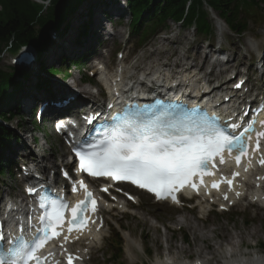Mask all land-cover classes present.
Listing matches in <instances>:
<instances>
[{
  "label": "snow or ice",
  "instance_id": "snow-or-ice-1",
  "mask_svg": "<svg viewBox=\"0 0 264 264\" xmlns=\"http://www.w3.org/2000/svg\"><path fill=\"white\" fill-rule=\"evenodd\" d=\"M193 111L196 110L187 109V106L179 103L173 105L169 102L165 105L161 100H156L152 107L147 108L126 106L112 117L98 140L74 148V155L78 158L77 171L91 177L130 181L137 187L154 192L157 199H163L161 193H171L178 185L183 186L181 181L198 177L201 172L211 175L209 165L214 168L213 158L222 157L224 152L229 155L236 152L234 159L239 165L241 157H247L248 140L252 139L249 134L254 131L252 123H248L238 134L229 135L216 127V117H207L206 114L193 117L189 114ZM261 124L264 126V121ZM63 127V124L58 125V128ZM226 127L235 132L240 126L232 123ZM261 138H264V131L256 132L253 152L260 151ZM258 162L264 164V158ZM220 163H225L223 158H220ZM237 175L233 173L234 177ZM226 182L231 188L232 181ZM78 183L86 192V198L75 206H70L63 197L49 199L46 195L39 196L38 204L42 211L38 217L39 227L31 240L17 236L7 239L8 247H5L6 238L0 236V264H59V261L52 259L53 253L40 255V252L49 241L61 236L65 223L68 233L75 230L82 234L87 228L84 214L89 211L88 202L95 201L84 182L81 180ZM191 186L196 188L195 183ZM218 186V183L212 185L217 189ZM73 191H77L76 184H73ZM102 191H107V188ZM28 192L37 194V189L31 188ZM224 198L227 199V195ZM66 209L71 212V218L67 221L62 215ZM95 210L93 207L91 212ZM54 219H59V231L53 226ZM82 221L84 224L80 227ZM91 222L96 223L94 219ZM29 227L31 229V224ZM65 243H71L69 235H63L59 247L65 256V264H73L80 257L69 254Z\"/></svg>",
  "mask_w": 264,
  "mask_h": 264
},
{
  "label": "rangeland",
  "instance_id": "rangeland-1",
  "mask_svg": "<svg viewBox=\"0 0 264 264\" xmlns=\"http://www.w3.org/2000/svg\"><path fill=\"white\" fill-rule=\"evenodd\" d=\"M86 2L87 1H85V3ZM94 2H96L95 9L97 11V15L99 19L105 21L107 18L106 16L104 17L103 14L104 10H106L105 0H94ZM84 5H82V7L78 11H75L77 13L73 12L74 15L70 16V18L72 19H70L69 22L65 23V24H70V29L67 33L68 35L65 34L63 37H61L63 35L62 34L63 32L60 31L56 35L57 37L56 39L52 37L53 34L50 35L47 39V43L45 44V46H43L41 50L38 51L35 50L36 53L32 48L29 47H24L21 49V52L19 54L31 50L32 52H34V55H36L35 57L33 56L32 58V59L36 58L35 62L33 61V63H30V65H28L26 69L27 72L29 73L30 80L27 82L26 85L25 84L23 85L22 95L25 93L27 96L31 94V92L34 93L35 89L33 85L39 79L48 78L50 82L51 81L53 82V80H57V79H59L60 81H64L62 80L60 74L57 73L54 74L52 77H50L49 74L47 75V73L44 72L43 70H45L46 66H51V67L58 66L60 72L61 73L64 72L66 62H64L63 59L65 57L63 55H58L56 59H48L46 55L49 54V52L54 47H57L56 44L59 43V40H65L66 36L68 37L69 40L72 39L73 41L77 42L76 34L79 30V26H81V24L84 22L86 18L85 14H83L82 17L78 16L77 14L79 12H86V8L88 7ZM86 5L90 6L91 3L88 2V4ZM47 9H44L43 11H41V13L45 15ZM98 9L101 12H99ZM211 14L212 17L215 18L214 22H215L216 33L218 34L222 32V34L227 38L225 40L224 48L228 49L229 51L232 50L234 53L231 52V54L235 59H237V61L239 58H242L244 59V62L247 63L250 57L252 58V56H255L253 52H250L247 49V43H249L248 38H251L255 41L258 40L264 42V16L261 11H253L247 14L248 29L245 35H240V36L230 31L225 22L218 20V16L215 14V12H211ZM130 20L131 17L129 16L128 13H126V18L122 20L121 25L118 24L117 26H114V28L116 32H119V35L115 39L116 43L119 46L117 48L119 49V51L124 52V55L125 54L127 55L128 52H131V54H133L132 59L137 56H141L143 53H147L148 51H151L155 48L170 50V48L173 47L178 51L185 52L192 45H193L192 46L193 49L195 46L198 47L199 44H201L202 46H207L209 41L210 42L213 40L215 41L214 39L215 37L216 39L221 38L220 35L219 36L215 35L206 38L205 35L198 33L194 27L187 28L182 26L181 24H177V23L175 24L174 22L169 21L167 23L166 30H163L161 33L157 35L156 34L152 35L151 38H149L145 43H143L144 46L138 49L137 38H129V39L126 38L128 30L130 29ZM184 35H188V38L183 43L175 44V45L167 43V45L163 47L164 41H162V38H169V37L182 38ZM255 35L259 36V38H256ZM69 40L62 41L60 42V44L66 42L65 45L67 46V49H69L71 46ZM77 43H81V42H77ZM107 46L111 50L112 47H114L113 45L111 46V43L107 44ZM193 49H190V51H192ZM201 49L208 50L210 52L209 57H211L210 48L206 47ZM238 50L239 52L237 54ZM252 50H254V48H252ZM19 54H16L15 57ZM110 55H105L104 59L106 62H108V64L112 62L111 63L112 68H116L118 66V64L116 63L117 60L115 61L114 57H112V60L110 61L109 58ZM15 57L12 56L10 52H7V50H5L4 52L2 51L0 53V68L3 71H10L11 70L10 64L14 62ZM175 59H176V55H171V60L173 61ZM40 64L42 65L44 64L43 70L41 69V66H39ZM206 69H208V67ZM92 72L93 70L89 69L84 74L81 73L75 75L73 79L74 81H78L79 79H82L84 77L88 78V76H92ZM81 86L82 85L78 84V87ZM84 87H87L92 92L96 91V87L93 85L85 84ZM20 95L21 93L18 94V97ZM40 98L41 97H37V101L30 104L26 101V99L30 100L29 96L27 98H24L22 102L24 107L22 106V108L19 110L20 115L17 114L13 116V118L10 119L11 121H9L5 126L9 127L10 125L9 130L12 133V139H14L13 136L16 134L17 131L18 132L20 131L22 133L26 131L27 132L26 134L30 136L31 135L38 136L39 140L41 141V145L40 142L38 144L39 148L42 149L43 153L46 156L44 163L46 164L50 163L49 159L52 158V163H50V165L54 170H57V164L60 162L59 156L61 155L62 152L64 151L66 152L65 147L63 145L60 146V143L53 141L54 144L49 149H46L48 148V145L46 146V143H44V141L41 139V136L43 134L42 131L32 130L33 126H36V124L35 122L32 123L33 119L29 113L30 107L36 106ZM43 130L47 135H50L49 127H47V124H44ZM12 150L16 151V148H14L13 145H11L10 152ZM13 172H15V169L13 170ZM19 184L20 181L18 180V175H16L14 178L10 177L9 175L0 177V197L2 195L3 189L16 188V186H19ZM140 197L142 199L141 208H138L133 204L129 209V212L127 213H123L118 209H114L112 212L107 214L106 219L108 220L109 223L108 226L104 228L103 240L100 242L101 249H98V252H96L91 256L87 264H150L156 258L163 259L166 251L167 241L164 238L163 241H161L160 238H157L159 234H163L164 237L166 235L172 236L171 243L180 246L182 245L190 249V244L193 243V240H192V234L188 229L185 228L174 229L169 232L165 228L166 225L173 222V219L175 217H179L181 213L185 214L186 211L183 212V209L182 210L175 209L173 207H169L166 204H157L148 195L145 196L144 194H140ZM246 204H247L246 201H244L241 206H234L233 208H231L229 212H218L216 210H213L208 216L207 225L209 227H215L214 226L215 223L217 224V223L226 222L231 229H235L236 231L244 230V229L250 230L252 227L257 226L261 232L260 234L261 237L259 242V244L261 243V246L258 245L257 248L254 245L251 246L255 247V249L258 250L259 252L264 253V223L255 221V219H253V216L255 214L260 213L261 216H264V207H259L257 204H251L247 207L248 212L244 214L243 207L246 206ZM147 209H150L151 212L153 213L152 214L148 213ZM136 213L137 214L142 213L145 216H147V218H149L152 222H154L157 225L158 232L155 233L153 229L150 230L148 227L144 226L139 221L138 218L134 217V214ZM154 214H156L157 217ZM187 214L189 217H193L194 214L198 215L199 212L197 210H194V214L189 212H187ZM156 218H160V220H157ZM130 229L135 231L134 234H131ZM184 236L186 241L183 240ZM117 239L121 241L120 245L118 244L119 240L117 241ZM132 242H136L137 244L133 246ZM127 244L128 247L126 246ZM121 246L123 250L121 249ZM86 248H89L88 244ZM120 249L122 251H120ZM243 249L245 251L249 250L245 247ZM110 253L114 254L113 256L115 260L111 259V261H108Z\"/></svg>",
  "mask_w": 264,
  "mask_h": 264
},
{
  "label": "bare ground",
  "instance_id": "bare-ground-1",
  "mask_svg": "<svg viewBox=\"0 0 264 264\" xmlns=\"http://www.w3.org/2000/svg\"><path fill=\"white\" fill-rule=\"evenodd\" d=\"M187 38L188 35H184L182 38H163V47L167 45L166 41L169 44L175 45L183 43L185 40H187ZM92 43H94V40L89 42L88 45L84 42L80 46L89 47V45ZM250 44H253V42H251ZM250 44L248 43V47L252 49L253 45L251 46ZM201 48H205V46L199 44V46H195L192 51L184 53L179 52L173 47H171L170 50L155 48L147 53H144L142 56H139L136 60L128 62V67H126V70H123L121 72L123 74H126V76L129 74V82L135 84L141 78V76H147L151 74L153 70L157 69V74L154 75L153 79L161 81L168 78L167 74L169 71L167 72V70H169V67L172 65H175V67H180L183 60H186L187 58H189L190 60L193 59L194 61L204 59L206 60L209 53L207 52V50H203ZM66 50L67 48L64 46V44H61L57 49L53 48L49 52V54H47V58L55 59L58 52L64 53ZM68 50L70 52L73 51V49L70 48ZM231 52L233 51L231 50ZM238 52L239 50L237 51V54ZM172 53L176 55V59L174 61L171 60ZM100 57H102V55H100ZM147 61L149 62V64L147 66H142V64ZM240 62H243L242 58L238 59L236 67L239 66ZM91 68H95L94 65H91ZM194 68L199 69V71H203L204 69L202 66ZM93 70L97 72L98 69ZM189 78L190 77L185 76L184 80L188 81ZM55 84L59 87V91L56 96L48 99L49 103L50 101L62 102L63 99H70L72 96H74L76 99V92L71 86L66 85L62 87L61 83L57 80H55ZM242 93H246V91ZM89 94H92L91 91L87 87H83L77 95V101L70 102H76V104L80 103L82 106H85V98L86 96L89 97ZM28 96L31 100L26 99V101L29 103L33 102L35 95L31 93L25 96V98H27ZM49 103L48 106H50ZM97 105H99V101L95 98L92 106ZM70 107H73V105L68 106V108ZM262 131H264V127L262 128ZM24 135L21 134L22 139L20 143L15 146L16 151L14 153L15 160L17 162L21 161V156H23V158H25V156L33 157L36 154L34 153L32 147H28V142L26 141L27 136ZM66 154L67 152L64 151L62 154L63 157H66ZM258 155H261L264 158V140L262 150H260L258 153H254L253 157L256 158ZM49 160L50 163H52V158ZM247 167L248 171H251V173H247L245 176L243 174V178L236 181L235 189L231 193L223 191L219 194L221 198H224L225 195H227V199L224 198L225 201L223 202V204H220L222 205V209H226L231 205L240 206L246 199L249 200V203H255L258 204L259 207H264V169H256L255 165H253L252 163H248ZM252 177L254 178V181L246 183L250 181ZM243 182L247 187H245ZM237 193H239V195H237ZM103 204L105 205L106 203L103 202ZM116 205L117 207L122 209L126 207L128 203H122V201L120 200L116 202ZM139 205V207H141V204ZM206 207L207 206H204L202 211H200L201 215L196 216L194 212L186 211L185 214L181 213L179 217H175L173 219L172 223L175 225L169 223L165 226L166 230L169 232L173 229H188L192 234L193 240V243H191L192 245L190 244V249L182 245L180 246L171 243L172 236L166 235L164 237L163 234H159L157 238H160L161 241H163L164 239L167 241L165 255L163 259L156 258L150 264H264V253L259 252L255 249V247L251 246L254 245L256 246V248L258 245L261 246V243L259 244L261 232L257 226L252 227L250 230L244 229L236 231L235 229H231L225 222L217 224L215 223V227H209L207 225L208 221L205 216ZM243 210L244 214L248 212L246 206L243 207ZM147 212L151 214L153 213L150 209H147ZM187 212L194 214V216L189 217ZM138 214H134V217L138 218L139 221L150 230L153 229L155 233L158 232L157 225L154 222H152L144 214L140 213V216ZM154 215L156 216V214ZM156 219L160 220V218ZM253 219H255V221L264 223V216H261L260 213L255 214L253 216ZM102 230H99V233H87L78 238L79 243L87 242L91 245L92 255L95 254L99 249V240L101 237L99 235H102ZM134 232V230H131V234H134ZM183 240L186 241L185 236ZM132 243L133 246L137 244L136 242ZM126 246L128 247V244ZM64 247L68 253H72L78 257H84V255L87 254V250L85 248L78 249V247H76L75 249H72L70 243H66V246ZM244 247L249 250L245 251L243 249ZM57 255H62L60 247L58 248ZM78 264H81V262H79Z\"/></svg>",
  "mask_w": 264,
  "mask_h": 264
},
{
  "label": "trees",
  "instance_id": "trees-1",
  "mask_svg": "<svg viewBox=\"0 0 264 264\" xmlns=\"http://www.w3.org/2000/svg\"><path fill=\"white\" fill-rule=\"evenodd\" d=\"M81 0H51V5L45 15L41 13L42 5L32 0H0V53L8 46L15 51L23 44H32L41 48L49 37L53 28H58L66 13L75 8ZM207 6L224 18L230 27L238 34L247 30V17L244 11L249 8L259 9L264 13V0H129L130 8L134 13V25L138 32L141 14L145 8L154 10L150 13L154 24L153 28L166 23L167 20L182 22L184 25L195 26L199 31L212 34V25L208 21ZM143 21V20H142ZM157 21V22H158ZM138 24V25H137ZM146 28V27H145ZM54 71L53 68L49 69ZM22 72L14 67L10 71L0 68V116L7 118L3 106L12 93L10 88L19 89L16 77ZM14 115V114H13ZM12 115V116H13ZM2 139H7V130L0 125ZM4 168V167H3ZM2 168V169H3Z\"/></svg>",
  "mask_w": 264,
  "mask_h": 264
}]
</instances>
